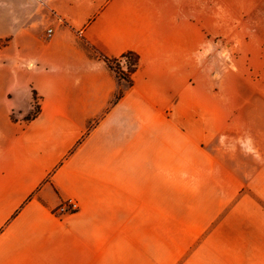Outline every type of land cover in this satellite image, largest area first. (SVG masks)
I'll list each match as a JSON object with an SVG mask.
<instances>
[{"label":"crops","instance_id":"0c3cea01","mask_svg":"<svg viewBox=\"0 0 264 264\" xmlns=\"http://www.w3.org/2000/svg\"><path fill=\"white\" fill-rule=\"evenodd\" d=\"M0 264H264V0H0Z\"/></svg>","mask_w":264,"mask_h":264},{"label":"trees","instance_id":"16d2710c","mask_svg":"<svg viewBox=\"0 0 264 264\" xmlns=\"http://www.w3.org/2000/svg\"><path fill=\"white\" fill-rule=\"evenodd\" d=\"M122 61H123L124 65L122 64ZM137 65H138V56H137V54H135L133 52H128V53L124 54L123 56H121L120 58L114 59L113 61H111V65L110 66L115 71V73L117 75L119 74L117 72V68L119 66L124 67L125 70L122 69L123 72H121L118 76H120L123 79L127 80L128 78H130L131 74L136 70ZM9 97L12 100L14 95L11 94ZM17 112L18 111H16L15 108L12 106V117L13 118H15V116L17 115L16 114ZM38 112H39L38 107L34 103L32 105V109L30 110V112L27 113V115L23 114V120L26 121V122L27 121H31L37 115Z\"/></svg>","mask_w":264,"mask_h":264},{"label":"built area","instance_id":"2783aa9c","mask_svg":"<svg viewBox=\"0 0 264 264\" xmlns=\"http://www.w3.org/2000/svg\"><path fill=\"white\" fill-rule=\"evenodd\" d=\"M53 29L47 30V36L50 37L52 35ZM77 210V205L72 200H67L64 203H62L56 210L59 214H66L71 213Z\"/></svg>","mask_w":264,"mask_h":264},{"label":"rangeland","instance_id":"374dc122","mask_svg":"<svg viewBox=\"0 0 264 264\" xmlns=\"http://www.w3.org/2000/svg\"><path fill=\"white\" fill-rule=\"evenodd\" d=\"M122 64L124 65V63H123V61H122ZM117 68V67H116ZM125 70L124 69V67H122V66H119L118 68H117V72L120 74L121 72H123V70ZM113 70V69H112ZM114 71V70H113ZM114 73H115V71H114ZM231 73L233 74V73H235V72H230V70H226V69H223L222 70V75H223V77H224V79H231L232 80V78H235V75H231ZM243 73H245L246 75H248V76H253V74H252V72L251 71H248V70H245ZM118 74V75H119ZM239 74V73H238ZM238 74H237V76H238ZM115 75H116V77L118 78V79H122V80H125V79H123L122 77H120V76H118L116 73H115ZM237 78V77H236ZM129 79V78H128ZM128 79L127 80H125L127 83H128ZM35 98V97H34ZM35 102V101H34ZM36 104V103H35ZM73 201V200H72Z\"/></svg>","mask_w":264,"mask_h":264}]
</instances>
